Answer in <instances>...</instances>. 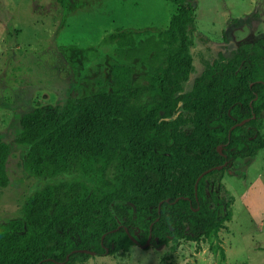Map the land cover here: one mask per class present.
Instances as JSON below:
<instances>
[{"label": "trees", "instance_id": "1", "mask_svg": "<svg viewBox=\"0 0 264 264\" xmlns=\"http://www.w3.org/2000/svg\"><path fill=\"white\" fill-rule=\"evenodd\" d=\"M169 1L176 10L164 29L139 40L117 29L106 38L117 58L143 61L144 74L134 78L129 64L113 62L108 90L19 116L23 168L50 180L26 196L20 217L0 223V264L83 263L126 252L135 245L129 235L142 244L149 230L159 248L190 241L198 250L207 241L223 263L218 232L233 197L215 176L264 147V38L219 53L184 91L194 6ZM8 152L0 141V188ZM224 162L194 190L200 172Z\"/></svg>", "mask_w": 264, "mask_h": 264}, {"label": "rangeland", "instance_id": "2", "mask_svg": "<svg viewBox=\"0 0 264 264\" xmlns=\"http://www.w3.org/2000/svg\"><path fill=\"white\" fill-rule=\"evenodd\" d=\"M191 1L193 22L187 28L191 68L182 83L184 91L219 53L229 57L238 44L264 38V0ZM175 10L169 0H0V141L9 147L8 181L0 188V223L20 217L26 196L50 180L23 168L27 145L15 140L19 116L34 106L52 108L69 97L108 90L113 62L129 64L134 78L144 74L143 61L117 58L114 44L106 38L121 29L139 40L164 29ZM260 132L264 136V116ZM215 178L233 197L230 219L218 232L225 254L222 264L263 263L264 147L252 157L236 159ZM218 260L207 241L198 250L186 241L175 250L133 245L121 254H93L83 263L70 264H217Z\"/></svg>", "mask_w": 264, "mask_h": 264}, {"label": "water", "instance_id": "3", "mask_svg": "<svg viewBox=\"0 0 264 264\" xmlns=\"http://www.w3.org/2000/svg\"><path fill=\"white\" fill-rule=\"evenodd\" d=\"M247 121V118L245 119H242L241 121L235 123L234 125H241L243 122ZM234 125H232L230 128H232ZM223 165H225V162L222 163L221 165H218V166H215V167H211V168H208V169H205L204 171L200 172L197 177L195 178V181H194V184H193V187H194V190L196 189V183L198 181V179L203 175L205 174L206 172L216 168V169H220ZM130 239L132 240V242L135 244V245H138L140 246L141 248H144L146 246L149 245V240H150V230L148 231V235L144 241V243L142 244H139L137 239L133 236V235H129ZM73 251H78V252H89L88 250H85V249H74ZM105 251H107L105 249ZM90 254H93V252H89ZM65 259H67V255L65 256Z\"/></svg>", "mask_w": 264, "mask_h": 264}]
</instances>
